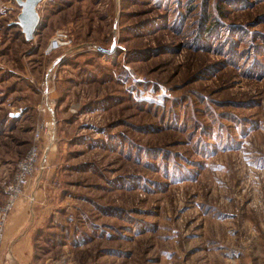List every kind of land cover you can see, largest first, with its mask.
<instances>
[{"label": "rangeland", "instance_id": "1", "mask_svg": "<svg viewBox=\"0 0 264 264\" xmlns=\"http://www.w3.org/2000/svg\"><path fill=\"white\" fill-rule=\"evenodd\" d=\"M38 11L27 40L0 0V205L37 146L9 215L33 193L34 260L264 264V0ZM58 30L71 49L47 55Z\"/></svg>", "mask_w": 264, "mask_h": 264}, {"label": "built area", "instance_id": "2", "mask_svg": "<svg viewBox=\"0 0 264 264\" xmlns=\"http://www.w3.org/2000/svg\"><path fill=\"white\" fill-rule=\"evenodd\" d=\"M71 39L69 38L67 32L63 30H58L55 35L52 37V39L49 42V45L46 50L47 55H51L54 52H57L59 50H62L64 48H70L71 49ZM68 49V50H70ZM55 63L51 66L52 68L49 69V73L47 74L46 77V83L45 86L47 90H49V85L51 82V79L54 78L55 73H54V66ZM49 93L47 92L46 97L48 98ZM49 109L52 110V107L49 105ZM40 128L37 129L36 132V141H40L41 139V133L39 131ZM39 160V154H38V147L34 146V148L31 149L29 152L28 156L23 159L19 163V173L16 176V182L12 183L8 189H7V197L5 201L0 205V257H1V248L4 243V236L6 233V227L9 219V215L13 211L17 200L21 195L24 194L25 192V187L28 184V176L32 172L33 167L37 164ZM30 201H34V195L31 193L28 196ZM6 253V250H5ZM5 255V254H4ZM4 262V261H3ZM1 262L0 259V264H4Z\"/></svg>", "mask_w": 264, "mask_h": 264}, {"label": "crops", "instance_id": "3", "mask_svg": "<svg viewBox=\"0 0 264 264\" xmlns=\"http://www.w3.org/2000/svg\"><path fill=\"white\" fill-rule=\"evenodd\" d=\"M36 201L19 204L11 215L6 229V244L12 258H4V264H40L36 259V247L34 245V209Z\"/></svg>", "mask_w": 264, "mask_h": 264}, {"label": "water", "instance_id": "4", "mask_svg": "<svg viewBox=\"0 0 264 264\" xmlns=\"http://www.w3.org/2000/svg\"><path fill=\"white\" fill-rule=\"evenodd\" d=\"M42 1L43 0H17L21 7L19 23L27 40L33 39L39 28L41 17L38 11V6Z\"/></svg>", "mask_w": 264, "mask_h": 264}, {"label": "bare ground", "instance_id": "5", "mask_svg": "<svg viewBox=\"0 0 264 264\" xmlns=\"http://www.w3.org/2000/svg\"><path fill=\"white\" fill-rule=\"evenodd\" d=\"M50 105V104H49ZM52 105H50V107H51ZM6 258H10V251H8L7 253H6Z\"/></svg>", "mask_w": 264, "mask_h": 264}]
</instances>
